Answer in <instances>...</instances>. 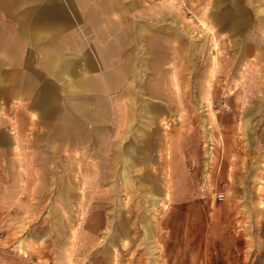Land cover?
<instances>
[{"label":"rangeland","instance_id":"rangeland-1","mask_svg":"<svg viewBox=\"0 0 264 264\" xmlns=\"http://www.w3.org/2000/svg\"><path fill=\"white\" fill-rule=\"evenodd\" d=\"M36 1L29 0L28 18L56 20L61 16L58 0ZM62 2L67 5L64 17L70 18L68 5L71 0ZM6 3L12 2L0 0V264H58L65 259V251L75 264H90L101 256L102 250L110 252L112 264H182L183 259L186 260L183 241L191 245L187 252L191 262L196 259V249L192 245L230 211L221 209L229 205L228 200L236 201L238 212L247 210V197L252 201L249 206L257 211L264 209V0H115L113 11L108 15L110 19L123 21L127 30L123 38L125 43L119 42L115 36L117 26L111 25L107 41L91 27L93 34L88 30V41L79 45L94 49L108 46L107 53L120 55L129 50L131 56H139L149 35L159 33L167 37V65L171 69L174 64L177 68L183 66L181 88L190 89L191 100L183 108L175 107L171 114L167 113L168 129L165 125L159 127V134L169 136L168 143L172 146L174 182L163 183V186L168 185L171 194L168 209H163L164 200L160 199L151 213L153 253L135 218L143 211L144 167L162 169L158 159L163 146L154 142L156 122L150 123L148 117L141 116L126 139V142L135 140L136 156L139 152L146 159L145 163H138L139 172H133L131 182L134 185L129 190L120 189L115 201L113 196L91 199L87 191L83 199H78L81 189L96 186L93 181L97 176L93 172H100L107 151L105 140L115 136L111 139L117 141L124 135L122 132L116 135L114 116L111 122L106 119V123H97L92 128L76 120L85 130L97 131L100 136L94 138V144L84 143L81 131L74 125L69 141L59 137L51 140L53 130L49 127L54 129L59 123L45 121L56 120V107L50 106L48 114L45 105L35 108L7 105L4 83L13 64L24 61L29 81L35 77L40 84L44 68L42 57H33L32 44H26L29 50L24 60L5 57L7 34L12 36L15 30L3 12ZM81 8L84 11H79V16L88 19L100 5L94 7L92 0H83ZM202 20L211 24L215 32L204 30ZM132 26H143L148 31L144 35L146 38L142 36L141 45L136 47L131 40ZM70 30L67 29L65 35L68 36L60 42H56L59 35L50 31L47 43H42L41 55L48 45L58 47L60 52L70 48L73 45L69 40ZM248 34L253 41L250 51L244 49L242 41ZM176 35L181 37L175 40ZM213 38L216 47H213ZM176 44L181 49L177 50L179 59L174 63ZM20 49H25L24 44ZM143 54L148 56L146 51ZM99 56L101 60L100 52ZM225 57H229L226 58L229 61L222 59ZM212 59H215L218 73L209 77L207 69L212 66ZM242 60L246 61L245 65ZM140 74L146 83L153 77L150 71L142 70ZM44 75L46 90L51 89L52 95L59 100V81H55L50 72ZM208 81L211 88L207 87ZM100 95L104 97L105 93L101 91ZM123 105L125 110L131 109L127 102ZM135 108L140 109L139 103ZM67 112L64 108L63 114ZM36 119L37 123H30ZM108 124H111L109 128ZM11 130L15 131V138L22 137L15 140L17 148L12 152L5 144L7 138L13 136ZM54 150L57 151L54 153ZM167 151L165 157H169ZM119 165V162L114 164V171ZM111 177L97 184L101 195L109 188L111 181L107 179ZM72 182L78 187L67 201ZM39 184L45 188L35 192ZM218 193H224L223 200H217ZM89 215L90 221L87 220ZM104 217L111 219L108 225L100 224L93 229L87 226ZM256 220L261 226L262 220Z\"/></svg>","mask_w":264,"mask_h":264},{"label":"bare ground","instance_id":"bare-ground-1","mask_svg":"<svg viewBox=\"0 0 264 264\" xmlns=\"http://www.w3.org/2000/svg\"><path fill=\"white\" fill-rule=\"evenodd\" d=\"M114 1L115 0H110V6H111L110 12L113 11V8L115 6ZM111 21L113 22V25L117 26V32L116 35L115 34L114 35L117 36L119 42L125 43V40L123 38H126L127 30L125 29L123 21L120 20L119 18H113L111 19ZM201 22L205 28L204 30L207 29L211 33L215 32L211 24L208 25V23L204 20H202ZM130 31L131 34L133 35V37H131V40L132 42H134L133 44L135 47L139 43L141 45L142 36L145 37L144 35H146L148 32L146 28H144L143 26H139L138 28L132 26V28L130 27ZM108 33H111V31L109 30ZM180 37L181 36L177 37L176 35L175 40H178ZM242 39H243L242 41L245 42V43L243 42L244 49H246V51L248 50L250 51V49H252V42H253L252 37L248 34L246 35L245 38ZM127 40L128 39H126V41ZM166 40L167 37L162 36L159 33L150 34L149 38L145 40L147 41L146 47L141 46V50L143 51L139 56L137 54H133L131 56L129 50H124L120 55L118 53L113 54L110 51L105 55L103 54L102 57V60H104L103 71L99 74H94L90 79H84V77L74 78L70 70L65 68L61 69L58 74V77L64 89L70 92H77L78 94L93 92L89 94L93 96L94 112L90 114L86 110V107L88 108V106H86L84 103H81L79 101L78 103L73 104L72 107V109L77 113L76 118H73L71 116L68 117L62 116L59 119L58 126H54V129L52 128L51 125L49 127L50 129L53 130L49 138L51 140H53L54 138L56 139V137L57 138L59 137L65 139L66 141H69L72 134L71 130L74 125L75 128L78 127V129L81 131L79 133L82 134V138H83L82 140L84 143L94 144L95 139H99L100 135L97 134L96 130L95 131L94 130L92 131L91 129L85 130L84 126H82V124L78 123L77 121L79 122L83 121L84 123L90 125V128H92L97 123L100 122L106 123V119L108 120L110 119L111 122V118L115 116V119L117 121L114 125L117 127L115 131L117 132L116 135L118 136V134L122 132L124 136L120 137L119 140L117 141H113V139H111L115 136H111L107 140H105L107 151L104 159L102 160L100 172L99 173H95V171L93 172V174L97 176L96 180L93 181L95 182L96 186L98 183H100L101 180L106 181L107 176L111 175L112 176L111 179H107L108 181L109 180L111 181L109 182L110 183L109 188L106 190L104 195H101L98 187L96 186H91V187L89 186L88 190H84V189L82 190L80 188L81 194L78 195V199L81 200L85 196L84 192L87 191L91 195V199L92 198L102 199V196L103 199H106L113 196V201H115L117 200V196H119V193L117 192L120 189L129 190V188L134 185V182H131L132 180L131 177L135 175L133 172L136 173L139 172L138 168H140L141 166L139 167L138 163L140 161L144 163L146 162L144 156H141L139 152H138V157L136 156V151L134 150L135 140H129L128 142H126L127 141L126 139L130 135L133 127L136 125V120L141 118V116L148 117L150 123H153L154 121L156 122L157 136L154 142L157 146H163V149L162 148L160 149L162 152L159 154V159H158V163L162 167V169L161 171H159L156 170L154 166L144 167L145 169L142 174V177L145 179V182L141 183V185L145 186V191H144L145 193L143 194V202H144L143 211L141 213V216H139V218H135L136 221H139L140 227L144 231L145 243L150 248V253H153V251L151 250V246L153 244L152 230L154 229L153 226L154 222L152 218L153 215L151 213L155 209V205L159 204L160 199L164 200L163 209H168L169 207L168 200H171V194L168 185L165 184V186H163V183L173 181V171H172L173 165L171 161L172 152H173L172 146L170 143H168L169 136L165 134H159V127L165 125L164 128L168 129L169 124L168 121L166 120L167 113L168 115L171 114V112L175 109V107L183 108L185 104L189 103L191 100L190 99L191 95L188 93L190 89L186 91L185 89L181 88L182 82H184L182 64L179 66V68H177L176 64H174L172 69L170 66H168L169 64L167 65L166 58L168 57V53L165 50ZM212 42H213V47H216L217 45L216 39L213 38ZM196 47L197 46H195V48ZM174 48H175L174 50L175 54H173V61L174 63H176L179 59V57L176 55L178 54L177 50L181 49V47L180 45L176 44ZM145 51L147 52L148 56H145L143 54L145 53ZM244 56L245 55H243V57ZM210 57H212V55H210ZM226 58L229 57H225L222 59H224V61H229ZM56 60L57 59L48 60V61H52V63L54 64ZM212 60L214 61L212 63V66L207 69V72L209 73V77L215 76V73L217 72V69L215 67L216 65L215 59ZM245 62L246 61L242 60L243 65H245ZM235 63H237V61ZM94 64H95L94 66H99L100 64L99 58L97 56H94ZM142 70L150 71V73L153 74L152 79H150V81H148L147 83L146 81L143 80L141 76H139L141 75L140 71ZM209 80L212 79L209 78ZM210 85L211 84L208 81L207 87H210ZM101 91L105 93L104 97L100 95ZM147 93L150 96L144 95ZM124 102L125 103L127 102L128 106L131 108L130 110L128 111L125 110V105H123ZM137 103H139L140 109L135 108V105ZM117 106H121V107H117ZM110 125L111 124H108L107 127L109 128ZM166 149H168L167 153L169 154V157H165ZM85 150L88 151V149ZM128 150L130 151V153L129 152L127 153ZM56 151L57 150H54L53 152L55 153ZM118 162L120 163L119 168H115L114 171L113 166L115 163ZM88 166H90V164H88ZM71 184L73 187H72V191H70L69 189L70 192L68 194V197H66L67 201H69V197L72 195L73 190L78 187L77 184L73 185V182ZM39 186L40 188L37 187L34 190L35 192L45 188V186H41V184H39ZM68 203L70 204V202ZM90 219H91V215L88 216L87 220L90 221ZM110 220L111 219H108V217H104L102 219L97 218V220L94 221L93 224L89 223L87 224V226L93 229L100 224L108 225ZM185 228H187V226ZM91 238L93 239L94 235H91ZM65 252H66L65 259L64 260L62 259V262L58 264H75L70 254L67 251ZM100 254L101 256H99L95 260H92L90 264H112L113 260L110 252L108 251L104 252L102 250Z\"/></svg>","mask_w":264,"mask_h":264},{"label":"crops","instance_id":"crops-1","mask_svg":"<svg viewBox=\"0 0 264 264\" xmlns=\"http://www.w3.org/2000/svg\"><path fill=\"white\" fill-rule=\"evenodd\" d=\"M7 1H11L12 3H6L3 12L11 20L15 30L12 36L7 34L5 57L7 59L24 60L29 50L26 44H32L31 48L35 53L33 57H42V67L44 68H42L44 71L40 84L35 77H32V80L29 81L28 70L26 71L27 68L24 61H19L15 65L13 64L11 72L10 69L7 72L6 83H4L7 105H11L12 108L26 106L35 108L40 105H45L47 110H49H46L48 114L50 113V106L56 107V120L45 121L50 123L59 122L62 116L76 118L77 113L72 107L73 104L79 101L88 106L86 110L90 114L93 113L94 100L93 96L89 94L93 92L78 94L77 92L67 91L61 85L58 74L61 69L65 68L70 70L74 78L84 77V79H90L94 74H99L103 71L104 60H102V57L109 50L108 46L103 47V49L98 47L94 49L93 47L88 48L87 46L82 48L79 45L82 42L88 41L86 37L91 27L95 30V34L100 36L101 39L105 36L107 41V38L110 36L108 33L109 27L113 25L108 15L111 8L110 0H92L94 7L100 5V8H95L91 13V18L88 19L80 17L78 13L79 11L81 13L84 11L81 8L83 0H71L70 5H68L70 18L64 17L67 13V5H64L62 0H58L61 7V16L56 18V20L28 18L29 0ZM39 2L36 1L35 3ZM73 5L74 7H72ZM106 15H108L107 18H105ZM68 28L72 29L70 30L71 36L69 40L73 45L61 52L58 47L48 45L42 51L41 55L40 49L42 48V43H47V39L51 34L49 32L52 31L53 34L57 33L55 36L59 35V37L56 39V42H60L64 40L65 36H68L65 35ZM61 33L63 34L60 36ZM41 34L43 35L41 36ZM47 34L48 36H46ZM91 34H93L92 31ZM11 44L13 45L12 48L10 46ZM23 44L25 49L21 50L20 47L22 48ZM98 51L101 53V60L99 59L100 64L99 66H94V56L100 58ZM53 59H57L54 64L52 61H48ZM44 72H50V74H53L55 81H59V100H56L52 95L51 89L46 90L44 85ZM62 107L68 111L67 114H63L64 108L62 109ZM37 122L38 119L30 121V123ZM10 126L13 129V125ZM11 131L13 136H9L5 144L6 148L12 152L14 148H17L15 140H19L22 137L18 136L19 138H15V131ZM246 202L248 206L247 210L238 212L239 209H237L236 201L233 198L228 200L229 205H224L221 209H230V211L225 213V216L220 219L219 224L215 221V226L208 228L206 230L208 233L205 231L203 237L198 238L196 245H192V248L196 249V259H191V262L188 261L190 255L187 254L191 245L183 239V253H186L183 257L186 260L183 259L182 264H264V209L257 211L249 206V203L252 201L248 200V197ZM234 203L236 206H231ZM260 214L261 217L259 218ZM256 219L262 220L261 226ZM185 261L186 263H184Z\"/></svg>","mask_w":264,"mask_h":264},{"label":"built area","instance_id":"built-area-1","mask_svg":"<svg viewBox=\"0 0 264 264\" xmlns=\"http://www.w3.org/2000/svg\"><path fill=\"white\" fill-rule=\"evenodd\" d=\"M224 193H218L217 195H216V198H217V200H219V201H221V200H223L224 199Z\"/></svg>","mask_w":264,"mask_h":264}]
</instances>
